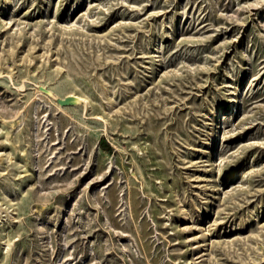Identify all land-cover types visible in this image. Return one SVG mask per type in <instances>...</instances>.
I'll list each match as a JSON object with an SVG mask.
<instances>
[{
  "label": "rangeland",
  "instance_id": "rangeland-1",
  "mask_svg": "<svg viewBox=\"0 0 264 264\" xmlns=\"http://www.w3.org/2000/svg\"><path fill=\"white\" fill-rule=\"evenodd\" d=\"M0 264H264V0H0Z\"/></svg>",
  "mask_w": 264,
  "mask_h": 264
},
{
  "label": "bare ground",
  "instance_id": "bare-ground-1",
  "mask_svg": "<svg viewBox=\"0 0 264 264\" xmlns=\"http://www.w3.org/2000/svg\"><path fill=\"white\" fill-rule=\"evenodd\" d=\"M64 99H65V100H71L72 98L67 96V97H66V98H64ZM58 100H60V101H61L62 99H58ZM234 100H235V101H236V103H237V98H234Z\"/></svg>",
  "mask_w": 264,
  "mask_h": 264
}]
</instances>
